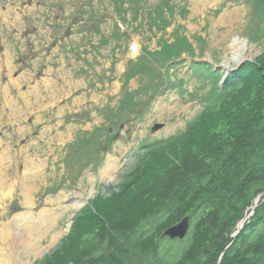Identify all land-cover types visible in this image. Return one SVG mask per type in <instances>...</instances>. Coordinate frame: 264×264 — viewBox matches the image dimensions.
Returning a JSON list of instances; mask_svg holds the SVG:
<instances>
[{
	"label": "rangeland",
	"instance_id": "rangeland-1",
	"mask_svg": "<svg viewBox=\"0 0 264 264\" xmlns=\"http://www.w3.org/2000/svg\"><path fill=\"white\" fill-rule=\"evenodd\" d=\"M252 3L0 0L1 171L26 185L0 204V257L41 260L145 144L186 129L213 85L189 64L226 73L261 52L264 19ZM145 48L163 50L166 65L143 58ZM177 246L166 240L162 253Z\"/></svg>",
	"mask_w": 264,
	"mask_h": 264
},
{
	"label": "trees",
	"instance_id": "trees-1",
	"mask_svg": "<svg viewBox=\"0 0 264 264\" xmlns=\"http://www.w3.org/2000/svg\"><path fill=\"white\" fill-rule=\"evenodd\" d=\"M252 2L264 19V0ZM163 52L145 48L139 57L153 53L163 66ZM214 66L190 63L213 83L200 114L181 133L145 144L35 264H264V45L228 74ZM187 215L186 238L161 237ZM166 240L179 243L169 258Z\"/></svg>",
	"mask_w": 264,
	"mask_h": 264
},
{
	"label": "water",
	"instance_id": "water-1",
	"mask_svg": "<svg viewBox=\"0 0 264 264\" xmlns=\"http://www.w3.org/2000/svg\"><path fill=\"white\" fill-rule=\"evenodd\" d=\"M225 67L228 70L229 69L231 70V68H230L229 65H226ZM162 127H163V124L156 123L152 127V131L155 132V131L159 130ZM258 200H259V198L256 199V205H257ZM252 214H253V212H251L250 214H248L247 217L251 216ZM245 219H243L240 222L237 233L243 228ZM190 227H191V215H187L181 221H179L178 223L173 224V225L169 226L167 229H165V231L162 233L161 237H169L170 239H176V238L183 239L188 234V232L190 230Z\"/></svg>",
	"mask_w": 264,
	"mask_h": 264
},
{
	"label": "bare ground",
	"instance_id": "bare-ground-1",
	"mask_svg": "<svg viewBox=\"0 0 264 264\" xmlns=\"http://www.w3.org/2000/svg\"><path fill=\"white\" fill-rule=\"evenodd\" d=\"M132 63V62H131ZM45 83V82H44ZM36 89V88H35ZM32 91V90H31ZM31 91H28L26 94H30ZM26 97V96H25ZM31 100V99H30ZM37 101V100H36ZM7 150V149H6ZM3 158V163L1 162V165H0V204L2 202H4L7 198H9L11 195H12V192L14 193L15 190H16V184L21 185V187H25V177H18L19 180H16V178L12 181V180H9V178L7 177L6 179L4 178V173H2V166L5 164L6 165V162L5 160L7 159L6 156H2ZM1 159V160H2ZM26 169V168H25ZM4 172V171H3ZM26 172V170H25ZM17 175V174H16ZM25 175V174H24ZM26 189V188H25ZM29 189V188H28ZM29 197V196H28ZM27 212V211H26ZM23 217V216H22ZM0 264H8L7 263V260L5 259V257L1 256L0 257Z\"/></svg>",
	"mask_w": 264,
	"mask_h": 264
}]
</instances>
